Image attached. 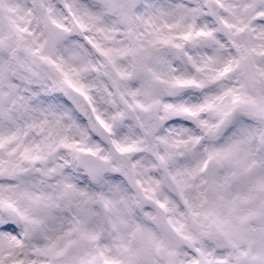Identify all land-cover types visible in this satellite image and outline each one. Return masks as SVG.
I'll return each instance as SVG.
<instances>
[{
  "label": "snow or ice",
  "instance_id": "snow-or-ice-1",
  "mask_svg": "<svg viewBox=\"0 0 264 264\" xmlns=\"http://www.w3.org/2000/svg\"><path fill=\"white\" fill-rule=\"evenodd\" d=\"M0 264H264V0H0Z\"/></svg>",
  "mask_w": 264,
  "mask_h": 264
}]
</instances>
